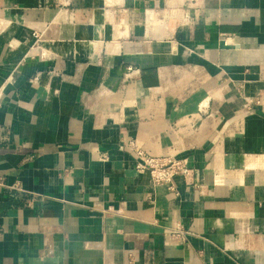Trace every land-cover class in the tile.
<instances>
[{"label":"crops","instance_id":"crops-1","mask_svg":"<svg viewBox=\"0 0 264 264\" xmlns=\"http://www.w3.org/2000/svg\"><path fill=\"white\" fill-rule=\"evenodd\" d=\"M263 92L264 0H0V264H264Z\"/></svg>","mask_w":264,"mask_h":264},{"label":"built area","instance_id":"built-area-1","mask_svg":"<svg viewBox=\"0 0 264 264\" xmlns=\"http://www.w3.org/2000/svg\"><path fill=\"white\" fill-rule=\"evenodd\" d=\"M61 6H68L72 0H56ZM191 3L196 4L198 0H189ZM36 40V49L39 51L40 59H48L51 56L39 44L41 33L34 32ZM2 103L0 97V104ZM250 106L264 107V92L254 98L249 103ZM124 148L135 159V168L138 172H148L151 177V182L155 185L167 184L170 189H174L173 181L177 176H188L192 170L186 160L176 159L172 156H150L140 147L134 140H129L125 143ZM112 211L113 209H108ZM179 235V234H177Z\"/></svg>","mask_w":264,"mask_h":264}]
</instances>
